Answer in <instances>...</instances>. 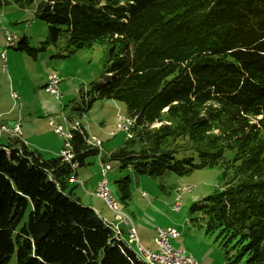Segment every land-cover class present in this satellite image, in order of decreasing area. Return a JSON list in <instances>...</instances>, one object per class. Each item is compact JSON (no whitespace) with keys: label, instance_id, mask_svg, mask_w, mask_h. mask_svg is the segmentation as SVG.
Masks as SVG:
<instances>
[{"label":"trees","instance_id":"16d2710c","mask_svg":"<svg viewBox=\"0 0 264 264\" xmlns=\"http://www.w3.org/2000/svg\"><path fill=\"white\" fill-rule=\"evenodd\" d=\"M33 17L48 26L40 50L111 45L101 82L80 97L120 102L134 122L101 163L154 179L220 167L221 188L189 212L224 239L229 264H264V0H39ZM16 50L39 51L24 37ZM86 137L71 132L77 167L99 155ZM71 174L60 157L0 140V264H144L80 202ZM115 183L126 205L130 179Z\"/></svg>","mask_w":264,"mask_h":264},{"label":"rangeland","instance_id":"374dc122","mask_svg":"<svg viewBox=\"0 0 264 264\" xmlns=\"http://www.w3.org/2000/svg\"><path fill=\"white\" fill-rule=\"evenodd\" d=\"M18 1L2 0L0 3V56L4 54L7 65V73H3L0 57V121L10 126L20 119L21 134L28 141L29 149L37 151L46 161L59 157L63 147V139L55 133L62 118L78 120L85 133L97 138L102 145L98 156L87 157L84 166L78 168V175L88 193L81 187L74 188V193L83 204L89 202L113 222V213L106 205L87 194L94 191L95 183L101 179V158L122 147L127 140L124 132L116 131L117 117H125L126 109L122 103L108 99H96L84 105L80 97L81 91L91 90V83L101 82L111 45L106 40L74 53H62L54 46L40 50L48 26L33 17V9L39 0L24 9ZM5 31L18 40L24 37L29 48L39 50L36 57L16 50L17 41L7 47ZM50 75L59 80V98L44 89ZM73 106L85 111L80 116L79 112L72 110ZM49 119L54 120L53 126L49 125ZM158 126L156 123L151 128ZM105 162L109 166L106 179L110 194L120 211L131 219L143 248L156 252V231L173 228L179 235L168 240L172 248L184 251L199 264H229L222 246L224 239L217 231L205 234L202 213L189 212L191 205L221 188L220 167L198 168L182 176L171 173L154 179L121 169L117 162ZM125 177L130 179V199L126 205L120 201L115 183ZM183 187L191 190L176 191ZM119 227L122 229L121 224ZM123 237L127 236L124 234ZM243 260L235 264H243Z\"/></svg>","mask_w":264,"mask_h":264},{"label":"built area","instance_id":"2783aa9c","mask_svg":"<svg viewBox=\"0 0 264 264\" xmlns=\"http://www.w3.org/2000/svg\"><path fill=\"white\" fill-rule=\"evenodd\" d=\"M2 0H0V3ZM4 37L6 41L14 40L15 36L10 35L7 31L4 32ZM2 60V57H1ZM1 66H5V73H7V65L4 64L2 60ZM59 85V80L57 77L54 78H48V89L47 93L50 94V86H57ZM14 96V95H13ZM55 98H59V91L57 89V95H52ZM49 125H54V120L49 119ZM128 125L126 127H120V131L124 132L126 134V138L128 139ZM71 132H72V124H71V130H60V124L55 128V133L58 135L59 138L63 139V147L60 150L59 157L62 159V161L66 162L71 166L72 170V177L70 179V182L77 184V179L75 175V171L77 169L76 163L73 162V156H71ZM4 137L9 138H15L22 140L21 136V122L20 119L16 120L12 126L8 127L5 124H3L0 121V140ZM97 140L95 137L90 136V143L95 144V148H97ZM109 170V166L106 163H101V179L97 181L95 184L94 191H100V198H103V200L107 203V172ZM79 185V184H78ZM82 187V185H80ZM176 191H180L177 189ZM93 194V192L91 193ZM108 204V203H107ZM109 211H114L113 208H110L109 205ZM115 223H122L121 220H114ZM114 227V223H111ZM126 226V224H125ZM127 228V227H126ZM118 234H121V232H115L114 235L117 237ZM178 232L176 230H157L154 237V242L156 244L157 251L153 252L150 250H147L143 248V246L140 244L139 239L136 235V231L134 228H127V244H128V238H135V242H138L139 248H141L145 254H150L155 257H157V264H199L192 256L187 255L184 251L179 249H174L170 246L168 240L170 238L174 239L178 237ZM162 244H169L170 246V253L169 254H161L159 253V246ZM131 247V245H129Z\"/></svg>","mask_w":264,"mask_h":264},{"label":"bare ground","instance_id":"6f19581e","mask_svg":"<svg viewBox=\"0 0 264 264\" xmlns=\"http://www.w3.org/2000/svg\"><path fill=\"white\" fill-rule=\"evenodd\" d=\"M15 41H18L17 37H15L14 40L7 41V47L12 46V44ZM0 57H2V60H3L4 64H6V59L4 57V54H1ZM1 69H2L1 71L3 73H5V66H1ZM54 77H56V76L55 75H50L48 78H54ZM44 89L47 92L48 81H47V84H45ZM50 95H57V86H50ZM13 97H15V96H13ZM117 120H118V122L116 124V131H120V127H126V125H128V128H129L128 129V139H130L131 136H132L131 132H130V129H131L132 123L134 121L131 118H128L127 116H125V117L118 116ZM71 124H72V131L77 130L79 128V126H80V123L77 120H75V119L74 120H68L66 117H63L62 118V124H60V130H71ZM96 140L98 141L97 142V148H100L102 143L97 138H96ZM85 143H86V145H88V146H90L92 148H95V144L94 143H90V136H87L85 138ZM71 150H72V148H71ZM71 156H73L72 151H71ZM76 165H77V163H76ZM77 184L82 185V183L80 181H78V180H77ZM179 190L180 191H189L191 189L187 188V187H183L182 189H179ZM177 192H179V191H177ZM91 196L101 200L106 205L108 210H109V205H110V208H113L114 211H110V212L113 213L114 220H121L122 223L126 224L127 228H134L129 216H127L122 211H120V208L117 207V205L115 204V202H114V200H113V198H112V196L110 194V191L108 189V186H107V203L108 204L103 200V198H100V191H93V194H91ZM110 227L113 229V231L120 232L119 228H118V223H114V227L110 223ZM158 230H164V229H158ZM166 230H175V229L168 228ZM127 245H128V247H130L129 245H131L130 248H132L134 250V252L137 254V257L139 258V260L142 261L144 264H157V257H155L153 255H150V254H145V252L141 248H139L138 242H135V238H128V244ZM159 253H161V254H169L170 253L169 244L160 245L159 246Z\"/></svg>","mask_w":264,"mask_h":264},{"label":"crops","instance_id":"0c3cea01","mask_svg":"<svg viewBox=\"0 0 264 264\" xmlns=\"http://www.w3.org/2000/svg\"><path fill=\"white\" fill-rule=\"evenodd\" d=\"M1 118V117H0ZM15 121H13L12 122V124L14 123ZM3 123V122H2ZM4 124V123H3ZM12 124L10 125V126H12ZM6 125V124H5ZM7 126V125H6ZM10 126H8V127H10ZM21 136H22V134H21ZM88 136V135H87ZM22 140L25 142V144H26V146H28V147H30L29 146V144H27L28 143V141L22 136ZM79 168V167H78ZM78 168L76 169V171H75V175H76V179L78 180V181H80L81 183H82V180L80 179V177H79V175H78ZM98 181V180H97ZM96 184V183H95ZM82 187L81 186H77L76 184H74V186H73V188H77V187H81V189L84 191V192H86L85 191V187H84V184L82 183ZM95 186V185H94ZM86 193H88V192H86ZM92 193V192H91ZM91 193L90 194H87L88 196H91ZM75 195H76V193H75ZM76 197H78L77 195H76ZM91 197H93V196H91ZM79 198V200H80V202H81V199H80V197H78ZM82 203V202H81ZM83 204V203H82ZM84 206H88V207H90V208H92L94 211H95V213L101 218V219H103L104 221H106L107 223H112V218L109 220V219H107L106 217H104L103 215H101L102 213L100 212V211H98V210H96L94 207H93V205H91L89 202L88 203H86V204H83ZM108 209V208H107ZM125 214V213H124ZM132 222V221H131ZM119 224H121L122 225V229H120V227H119ZM118 224V228H119V230L121 231V234H122V236H121V238H122V240H127V237L126 238H124L123 237V235L125 234H127V228H126V226H125V224L124 223H119ZM133 224V223H132ZM126 229V232H124L123 230H125Z\"/></svg>","mask_w":264,"mask_h":264}]
</instances>
